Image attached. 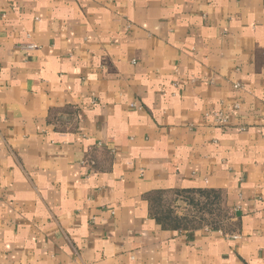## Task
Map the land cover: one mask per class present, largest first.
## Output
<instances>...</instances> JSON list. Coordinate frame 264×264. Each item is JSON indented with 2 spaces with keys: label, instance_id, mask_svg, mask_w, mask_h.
Returning <instances> with one entry per match:
<instances>
[{
  "label": "crops",
  "instance_id": "0c3cea01",
  "mask_svg": "<svg viewBox=\"0 0 264 264\" xmlns=\"http://www.w3.org/2000/svg\"><path fill=\"white\" fill-rule=\"evenodd\" d=\"M0 264H264V0H0Z\"/></svg>",
  "mask_w": 264,
  "mask_h": 264
},
{
  "label": "rangeland",
  "instance_id": "374dc122",
  "mask_svg": "<svg viewBox=\"0 0 264 264\" xmlns=\"http://www.w3.org/2000/svg\"><path fill=\"white\" fill-rule=\"evenodd\" d=\"M197 205L187 202H175L171 199H162L156 209L158 211H167L180 213L182 216L177 220L181 227L195 228L202 225H209L215 228L230 229L229 226L231 216L225 209L217 206V204H206L201 197L195 195L193 197Z\"/></svg>",
  "mask_w": 264,
  "mask_h": 264
},
{
  "label": "trees",
  "instance_id": "16d2710c",
  "mask_svg": "<svg viewBox=\"0 0 264 264\" xmlns=\"http://www.w3.org/2000/svg\"><path fill=\"white\" fill-rule=\"evenodd\" d=\"M199 196H203L205 199H206V204H214L215 201L217 200L216 198V195L214 193H211V192H197L195 193ZM181 196V195H180ZM195 195L193 194H188V195H182V198H183V201L184 202H187L188 204L191 203L193 205H197L195 200L193 199ZM212 199H211V198ZM216 204V203H215ZM153 215L155 216L156 215V219L157 221L163 223L164 225L165 224H169V226H174V227H177L179 226L178 222L175 220L172 219L171 217V212L170 211H158V209H154L153 210Z\"/></svg>",
  "mask_w": 264,
  "mask_h": 264
},
{
  "label": "built area",
  "instance_id": "2783aa9c",
  "mask_svg": "<svg viewBox=\"0 0 264 264\" xmlns=\"http://www.w3.org/2000/svg\"><path fill=\"white\" fill-rule=\"evenodd\" d=\"M234 88L238 89L239 88V85H235ZM218 118H219V120L221 119V122L222 123H225L226 119H225V117H222V114H219L218 115Z\"/></svg>",
  "mask_w": 264,
  "mask_h": 264
}]
</instances>
